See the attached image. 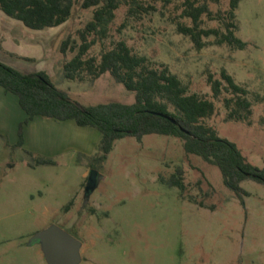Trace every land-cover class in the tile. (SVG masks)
<instances>
[{
	"label": "rangeland",
	"instance_id": "rangeland-1",
	"mask_svg": "<svg viewBox=\"0 0 264 264\" xmlns=\"http://www.w3.org/2000/svg\"><path fill=\"white\" fill-rule=\"evenodd\" d=\"M83 1L75 0L66 24L43 31H29L0 15V57L24 72H47L83 105L133 104L135 93L110 73L97 80L65 78L64 65L75 53L63 54L62 42L71 36L80 43L79 31L93 17ZM139 1L151 10L130 15L123 4L108 37L87 57L100 59L123 40L153 66L166 65L190 93L215 102L216 114L205 123L263 167L264 0H239L236 34L248 44L244 50L218 45L214 36L205 37L206 46L199 50L180 34L178 24L193 25L183 16L186 0ZM231 1L208 3L214 13L224 14ZM202 28L225 31L221 21L207 16ZM4 40L23 55L5 50ZM223 70L248 90L253 110L248 120L228 117L230 93L214 98L209 77L220 80ZM17 104V110L9 103L0 112V264H48L41 245L30 241L54 224L82 242L80 264H264L262 184L244 181L248 195L239 197L225 186L218 167L188 154L184 141L172 136L119 140L106 161L96 162L101 133L72 120L38 117L25 127L28 144L20 146L19 126L26 114ZM40 158L56 164L38 165ZM92 170L98 171L97 186L89 192ZM180 171L184 191L168 184Z\"/></svg>",
	"mask_w": 264,
	"mask_h": 264
},
{
	"label": "trees",
	"instance_id": "trees-1",
	"mask_svg": "<svg viewBox=\"0 0 264 264\" xmlns=\"http://www.w3.org/2000/svg\"><path fill=\"white\" fill-rule=\"evenodd\" d=\"M123 4L129 6L130 15L151 10L139 0H84L82 7L93 9V17L79 31L80 43L69 36L62 42L61 52L75 53L64 65L66 79L84 80L89 76L97 80L110 73L118 83L135 93V102L83 105L60 89L47 72L24 73L0 58V87L17 97L26 114L19 126L18 144H25V127L38 117L60 122L72 120L80 127L97 129L101 133V155L94 160L99 163L108 159L119 140L134 137L141 141L148 135L172 136L184 141L188 154L218 167L225 186L239 197L248 195L241 186L246 180L264 186V166L251 163L236 143L220 137L214 127L205 123L216 114L215 102L190 93L166 65L153 66L147 57L135 54L123 40L104 51L100 59L87 57L94 45L108 37L110 25ZM238 5L239 0H232L230 9L222 14L214 13L208 0H186L183 16L190 18L193 25L180 23L178 31L190 37L199 50L206 46L204 38L211 36L216 37L218 45L227 44L244 50L248 44L236 34L239 29L236 22ZM74 6L75 0H0V13L21 22L28 29L43 31L66 24L73 16ZM203 16L221 21L225 31L203 29ZM221 76L220 80L212 75L209 77L214 98H219L224 91L230 93L232 97L225 99L228 117L237 121L248 120L253 113L248 90L237 84L226 70ZM37 164L56 163L52 159L40 158ZM181 173L172 176L168 184L184 191L186 186Z\"/></svg>",
	"mask_w": 264,
	"mask_h": 264
},
{
	"label": "water",
	"instance_id": "water-1",
	"mask_svg": "<svg viewBox=\"0 0 264 264\" xmlns=\"http://www.w3.org/2000/svg\"><path fill=\"white\" fill-rule=\"evenodd\" d=\"M97 170H92L88 191L97 186ZM30 244H40L48 264H80L82 261V242L58 225L36 233Z\"/></svg>",
	"mask_w": 264,
	"mask_h": 264
},
{
	"label": "crops",
	"instance_id": "crops-1",
	"mask_svg": "<svg viewBox=\"0 0 264 264\" xmlns=\"http://www.w3.org/2000/svg\"><path fill=\"white\" fill-rule=\"evenodd\" d=\"M0 15H3L4 17H6L7 19H9V20L12 21L13 23H19V24L21 25V27H25L23 24H21V22L9 18V17L6 16L4 13H0ZM25 29L28 30L27 27H25ZM29 31H34V30H29ZM2 46H3V48H4L5 50L12 51L13 53H17V51H19V50H18V47L15 48V46H14L10 41H7V40H4V41H3ZM18 53H19L18 55H23L21 51H19ZM0 58H1V57H0ZM3 61H4V60H3ZM4 62H5V61H4ZM5 63H7V62H5ZM7 64L10 65V66H12V67H14V68H16V69H18V68L15 67L14 65H11V64H9V63H7ZM18 70H20V69H18ZM20 71H22V70H20ZM39 71H40V70H39ZM22 72H24V71H22ZM36 72H38V71H36ZM24 73H31V72H24ZM17 102H18V101H17L16 99H13L12 96H11L10 94H7V93L5 92V90H4L3 88L0 87V112H2V111L5 109V107L9 105V103L13 104V107L15 108V110H17V108H18V104H17ZM23 119H24V118H23ZM25 119H26V117H25ZM36 120H37V119H36ZM36 120H34L33 122H31L30 124L32 125ZM20 122H21V121H20ZM30 124H29V126H30ZM27 136H28V135H27V131H26V132H25V143H26V144H28V143H27V141H28V137H27Z\"/></svg>",
	"mask_w": 264,
	"mask_h": 264
}]
</instances>
